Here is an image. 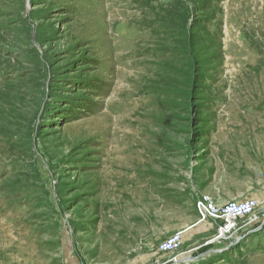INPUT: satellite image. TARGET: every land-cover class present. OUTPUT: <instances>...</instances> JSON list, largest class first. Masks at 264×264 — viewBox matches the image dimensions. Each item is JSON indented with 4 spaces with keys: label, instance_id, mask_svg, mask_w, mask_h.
Returning a JSON list of instances; mask_svg holds the SVG:
<instances>
[{
    "label": "rangeland",
    "instance_id": "1",
    "mask_svg": "<svg viewBox=\"0 0 264 264\" xmlns=\"http://www.w3.org/2000/svg\"><path fill=\"white\" fill-rule=\"evenodd\" d=\"M244 198L264 214V0H0V264H165L199 200ZM204 249L264 264V227Z\"/></svg>",
    "mask_w": 264,
    "mask_h": 264
},
{
    "label": "crops",
    "instance_id": "2",
    "mask_svg": "<svg viewBox=\"0 0 264 264\" xmlns=\"http://www.w3.org/2000/svg\"><path fill=\"white\" fill-rule=\"evenodd\" d=\"M240 220H238L239 227H237L236 229L230 232L223 233L221 231L219 233L218 226L219 224H221V222L212 220L199 221L195 216L183 218L179 223H177L176 226L171 227L170 230L175 229L182 232L183 239L181 248L183 246V243L187 240H193L194 243L188 245V247H186L183 251L180 248L177 252L171 254V256H173V258L171 259L172 262H166L165 264H185L189 261H192L196 259L195 257L197 255H200V253L198 254L197 251H199L202 247H205V249L202 250L201 253H205L211 250L222 251V249H229L232 244L240 240L246 234L255 232L251 231L253 227L258 226V224L260 223L264 224L263 215H261L257 220L251 221L246 226H243V223L246 221V219ZM263 227L264 225L262 226V229ZM253 235L255 236V233ZM254 236H251V238ZM157 264L163 263L161 262Z\"/></svg>",
    "mask_w": 264,
    "mask_h": 264
},
{
    "label": "built area",
    "instance_id": "3",
    "mask_svg": "<svg viewBox=\"0 0 264 264\" xmlns=\"http://www.w3.org/2000/svg\"><path fill=\"white\" fill-rule=\"evenodd\" d=\"M259 204V200L254 198L230 200L222 205L199 200L196 207L199 214V221L212 220L221 222L218 226V231L219 233L221 231L225 233L239 227L238 220L240 219H246L243 226L248 225L253 220H257L258 217L255 211ZM262 215L264 216V214ZM263 225V223H260L258 226L253 227L251 231H256ZM182 239L181 231L173 232L159 242L157 249L162 254H173L181 248Z\"/></svg>",
    "mask_w": 264,
    "mask_h": 264
}]
</instances>
